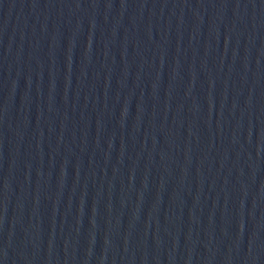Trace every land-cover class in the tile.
Listing matches in <instances>:
<instances>
[{
	"label": "water",
	"instance_id": "obj_1",
	"mask_svg": "<svg viewBox=\"0 0 264 264\" xmlns=\"http://www.w3.org/2000/svg\"><path fill=\"white\" fill-rule=\"evenodd\" d=\"M0 264H264V0H0Z\"/></svg>",
	"mask_w": 264,
	"mask_h": 264
}]
</instances>
